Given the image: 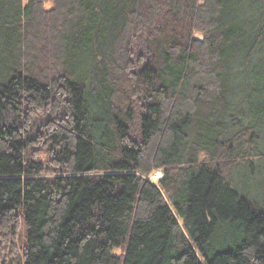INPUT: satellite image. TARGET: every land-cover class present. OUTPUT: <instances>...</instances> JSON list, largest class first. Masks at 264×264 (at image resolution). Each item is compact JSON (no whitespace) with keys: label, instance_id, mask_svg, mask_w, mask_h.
<instances>
[{"label":"trees","instance_id":"trees-1","mask_svg":"<svg viewBox=\"0 0 264 264\" xmlns=\"http://www.w3.org/2000/svg\"><path fill=\"white\" fill-rule=\"evenodd\" d=\"M262 170L264 0H0V264H264Z\"/></svg>","mask_w":264,"mask_h":264},{"label":"rangeland","instance_id":"rangeland-1","mask_svg":"<svg viewBox=\"0 0 264 264\" xmlns=\"http://www.w3.org/2000/svg\"><path fill=\"white\" fill-rule=\"evenodd\" d=\"M247 168L249 169V167H247ZM257 169H258V166L257 165L254 166L253 165V171L251 172V174H250L251 176H250V179H249L250 183H252L251 186H255V184H257L258 181L261 180L260 176L257 177V174H258V170ZM248 173H249V170H248ZM261 174H262V177H264V170H262ZM160 176L162 177V172L161 171L160 172H155V173H153L150 176V180H152L153 182H157L158 180L161 179ZM239 176H240V174H239ZM255 177H257V178H255ZM253 178H255V179L251 181V179H253Z\"/></svg>","mask_w":264,"mask_h":264},{"label":"bare ground","instance_id":"bare-ground-1","mask_svg":"<svg viewBox=\"0 0 264 264\" xmlns=\"http://www.w3.org/2000/svg\"><path fill=\"white\" fill-rule=\"evenodd\" d=\"M160 178H161V176H160Z\"/></svg>","mask_w":264,"mask_h":264}]
</instances>
